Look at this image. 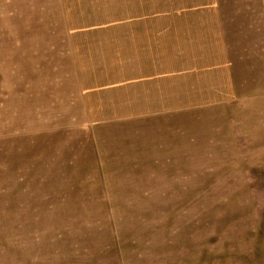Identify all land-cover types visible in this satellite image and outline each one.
Returning <instances> with one entry per match:
<instances>
[{
    "label": "rangeland",
    "instance_id": "obj_1",
    "mask_svg": "<svg viewBox=\"0 0 264 264\" xmlns=\"http://www.w3.org/2000/svg\"><path fill=\"white\" fill-rule=\"evenodd\" d=\"M202 1L135 42L147 0H0V264H264V0Z\"/></svg>",
    "mask_w": 264,
    "mask_h": 264
},
{
    "label": "crops",
    "instance_id": "obj_2",
    "mask_svg": "<svg viewBox=\"0 0 264 264\" xmlns=\"http://www.w3.org/2000/svg\"><path fill=\"white\" fill-rule=\"evenodd\" d=\"M146 3L148 9L146 11L147 16L135 17L137 20H134L132 22V24L139 25V31L137 32V34L134 33V36L132 38V40L135 42H187L200 38L198 36V34L200 33H216L213 29H216L215 26L217 25V23L219 24V21L214 14L215 8L211 7L213 4L212 1L166 0L165 2L163 0L159 4H156L153 0H147ZM125 4L126 3L120 4V7H124ZM205 4L211 6H204ZM151 8L163 9V16L158 17L154 15L155 11L152 15ZM172 9H174V12H172ZM175 10H181V12ZM215 31H218V29H216ZM194 34H196L195 37L191 36ZM182 47L188 49L185 43ZM182 47L180 46V51L184 50ZM172 57L173 58H169V60H172L173 62L177 61V64H175L174 67H166V69L165 66L159 68L157 63L152 64L150 62L148 63L147 61V66H142V69H144V76L134 78L131 87L137 88L139 87V85L147 81L150 88L159 87L160 85H165V83L173 81L170 79H175L176 74H182L183 72L188 73L190 71L188 67V59L184 54L182 55V53H179L178 57ZM146 72L147 74H145ZM171 74H173V77ZM125 87L126 86H123L122 89H126ZM134 92H136V90Z\"/></svg>",
    "mask_w": 264,
    "mask_h": 264
}]
</instances>
